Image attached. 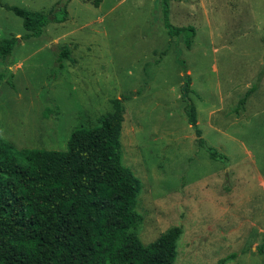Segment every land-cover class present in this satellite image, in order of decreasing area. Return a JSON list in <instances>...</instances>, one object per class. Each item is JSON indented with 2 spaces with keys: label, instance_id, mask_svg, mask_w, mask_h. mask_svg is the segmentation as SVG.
I'll return each instance as SVG.
<instances>
[{
  "label": "rangeland",
  "instance_id": "rangeland-1",
  "mask_svg": "<svg viewBox=\"0 0 264 264\" xmlns=\"http://www.w3.org/2000/svg\"><path fill=\"white\" fill-rule=\"evenodd\" d=\"M56 1L0 0L45 12ZM66 8L65 21H49L0 59V141L15 155L63 150L73 128L97 124L112 98L141 89L123 101L120 131L122 162L141 184V242L177 225L173 264H216L231 252L224 264H264V0H169L170 23L194 28L190 47L189 31L168 35L160 0H69ZM27 32L0 6V38ZM64 45L70 58L49 80ZM181 64L201 135L226 159L196 143Z\"/></svg>",
  "mask_w": 264,
  "mask_h": 264
},
{
  "label": "trees",
  "instance_id": "trees-1",
  "mask_svg": "<svg viewBox=\"0 0 264 264\" xmlns=\"http://www.w3.org/2000/svg\"><path fill=\"white\" fill-rule=\"evenodd\" d=\"M68 1L57 0L46 12L0 2L21 18L28 31L0 38V59L5 61L22 39L39 36L49 21H65ZM100 2L91 0L94 6ZM160 4L168 35L189 31L184 43L190 47L194 28L172 25L169 0ZM54 52L49 80L57 77L64 59L70 58L67 45ZM181 71L180 97L197 145L210 159H226L201 135L189 95L194 91L190 74L184 64ZM254 89L250 86L238 99L235 113ZM140 91L112 98V111L102 114L95 125L73 128L63 150L27 147L15 155L11 144L0 141V264H173L182 228L171 226L152 241L141 242L137 228L142 215L135 209L141 184L122 162L123 101ZM259 252L264 253V241ZM236 254L229 253L216 264Z\"/></svg>",
  "mask_w": 264,
  "mask_h": 264
}]
</instances>
